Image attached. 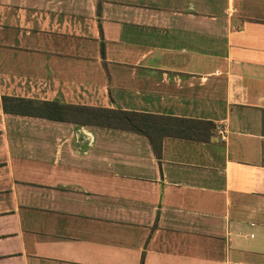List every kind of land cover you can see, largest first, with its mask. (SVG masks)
Masks as SVG:
<instances>
[{
	"label": "crops",
	"instance_id": "crops-1",
	"mask_svg": "<svg viewBox=\"0 0 264 264\" xmlns=\"http://www.w3.org/2000/svg\"><path fill=\"white\" fill-rule=\"evenodd\" d=\"M3 96L215 128L157 158ZM0 264H264V0H0Z\"/></svg>",
	"mask_w": 264,
	"mask_h": 264
},
{
	"label": "trees",
	"instance_id": "trees-1",
	"mask_svg": "<svg viewBox=\"0 0 264 264\" xmlns=\"http://www.w3.org/2000/svg\"><path fill=\"white\" fill-rule=\"evenodd\" d=\"M99 10V5H98ZM5 111L40 116L52 120L70 121L121 128L145 135L157 158L161 155L163 137L171 136L196 141H208L215 125L211 121L172 117L122 109L63 104L56 100H33L3 96Z\"/></svg>",
	"mask_w": 264,
	"mask_h": 264
},
{
	"label": "built area",
	"instance_id": "built-area-1",
	"mask_svg": "<svg viewBox=\"0 0 264 264\" xmlns=\"http://www.w3.org/2000/svg\"><path fill=\"white\" fill-rule=\"evenodd\" d=\"M218 133H219L220 136L223 137L224 136V133H225V129L223 127L222 128H219L218 129Z\"/></svg>",
	"mask_w": 264,
	"mask_h": 264
}]
</instances>
